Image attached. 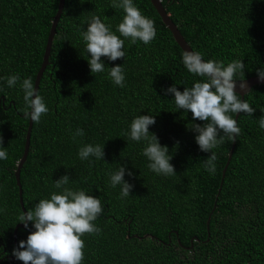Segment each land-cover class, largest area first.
I'll use <instances>...</instances> for the list:
<instances>
[{"label":"trees","instance_id":"trees-1","mask_svg":"<svg viewBox=\"0 0 264 264\" xmlns=\"http://www.w3.org/2000/svg\"><path fill=\"white\" fill-rule=\"evenodd\" d=\"M154 21L157 35L149 44L125 39V58L102 57L105 71L92 74L81 32L97 15L116 35L125 13L112 0H66L57 26L49 65L39 95L49 109L34 123L30 151L21 171L26 209L53 192L54 181L69 175L67 187L101 199L103 213L93 222L102 231L85 234L82 264H264V84L245 100L255 109L241 113L240 135L217 198L233 143L213 149L215 175L203 167L211 153L199 150L196 133L187 127L191 112L176 108L166 89L182 92L202 78L187 71L184 52L151 0H133ZM173 22L205 61L234 60L245 64L247 79L264 69V0H162ZM59 0H0V137L8 158L0 160V264L12 260L13 249L26 240L29 228L14 230L23 211L15 172L21 160L29 118L19 84L8 87L3 77L19 74L33 85L43 62ZM90 58V57H89ZM124 68L125 87L108 77L110 67ZM138 115L155 116V133L169 148L176 175H157L147 167L146 146L128 138ZM236 119V115L232 114ZM84 135L73 141L77 129ZM85 144L104 145L105 157L81 160ZM126 167L131 195L120 198L121 186H110L109 173ZM133 173L128 176L127 172ZM217 206L214 210L215 203ZM211 216L208 228V219ZM209 234L210 238H209Z\"/></svg>","mask_w":264,"mask_h":264},{"label":"clouds","instance_id":"clouds-1","mask_svg":"<svg viewBox=\"0 0 264 264\" xmlns=\"http://www.w3.org/2000/svg\"><path fill=\"white\" fill-rule=\"evenodd\" d=\"M111 7L125 13L117 26L119 36L94 14L90 17L87 29L81 32L88 54L86 59L93 75L105 71L102 57L109 61L125 58L126 54L123 51L125 39L130 38L131 44L141 41L147 45L157 35L154 21L145 17L133 0H112ZM182 62L189 73L202 79L195 82L192 87H185L182 92L174 84L166 89V94L174 95L178 111L191 112L193 121L205 122L203 125L193 122L187 127L196 133L195 141L199 150L211 153L203 160V167L215 175L217 156L213 149L225 143L226 139L234 142L241 132L237 119H234L232 114L244 113L252 117L255 112L248 101L242 100L236 91L235 77L245 75V64L239 59L227 65L223 61H205L201 53L189 50L182 53ZM257 75L260 81L264 82V69H257ZM108 77L114 85L125 87L124 68L121 65L110 67ZM2 79L6 80L8 87L19 84L24 93L25 103L21 111L26 119L30 118L38 124L49 109L43 97L34 88L32 79L29 77L21 80L19 74ZM239 81L241 91L247 92L248 86L244 79ZM257 122L259 127L264 129V115L257 119ZM155 123V116L138 115L131 121L130 131L126 135L137 143L145 142L146 146L141 154L149 161L147 167L150 171L166 177L176 175L174 165L170 163L172 156L169 154V148L166 145L162 146L158 136L149 131L150 126ZM83 135L84 130L78 128L72 139L75 141L77 137ZM78 156L81 160L94 157L96 160L104 161V145L85 144L79 148ZM7 158V149L3 147V139L0 137V160ZM125 173V166H120L117 171L109 173L110 186L113 188L121 186V199L131 195L133 188V185L124 179ZM127 175L132 176L133 173L128 171ZM69 182V175H63L54 181V188L59 191L53 192L50 199H41L34 208L22 211L17 217L19 223L26 229L29 228V224L34 229L12 252V255L23 264H82L85 242L81 237L85 234H99L102 231L93 223L103 213L101 199L86 194L84 190L67 187Z\"/></svg>","mask_w":264,"mask_h":264},{"label":"water","instance_id":"water-1","mask_svg":"<svg viewBox=\"0 0 264 264\" xmlns=\"http://www.w3.org/2000/svg\"><path fill=\"white\" fill-rule=\"evenodd\" d=\"M65 2L66 0H59V5H58V10L57 13L54 17V20L52 22V26H51V30H50V34L47 40V44H46V48H45V53H44V57H43V62L42 65L40 67V70L37 73L36 76V80H35V84H34V88H36L39 92V87H40V83L42 80V77L45 73V70L47 68V66L49 65V59L51 56V50H52V46H53V41L57 32V26L59 24V21L61 19L64 7H65ZM153 6L155 7V9L157 10V12L159 13L160 17L162 18L164 24L166 25V27L172 32L173 37L175 39V41L177 42V44L181 47V49L183 51L185 50H189V51H194L193 48L190 46V44L186 41V39L184 38V36L182 35V33L180 32L178 26L173 22V20L171 19L170 15L168 14V12L166 11L162 0H151ZM244 82L247 84L248 88H247V92H242L241 89L239 88V84L241 83V81L237 80V88L236 91L238 94L241 95V99L245 100V96L250 93V91L256 86V85H260V84H264V82H261L258 76H253L247 79H244ZM241 114V113H240ZM240 114L236 115V119H237V123H238V119ZM33 125L34 122L29 118V124H28V129H27V134H26V142H25V148H24V153L23 156L21 158V160L19 161L17 170L15 172V176H16V181H17V185L19 187V197H20V205L23 211H27L25 204H24V200H23V186L21 183V171L22 168L25 164V162L27 161L28 155H29V151H30V145H31V136H32V131H33ZM235 146H236V140L233 143L232 149L230 151L229 154V158H228V162L224 168L223 171V176H222V180H221V185L219 188V192L217 195V198L219 197L221 190H222V186L224 183V179L226 177V172L228 169V166L232 160L233 154H234V150H235ZM217 206V201L215 203L214 206V210ZM210 221H211V216L208 219V228L210 226ZM20 228H25L24 225L22 223L18 224L15 227L14 230V243L17 246V240H18V231ZM209 234V238H210ZM12 260H17L15 257H12Z\"/></svg>","mask_w":264,"mask_h":264}]
</instances>
